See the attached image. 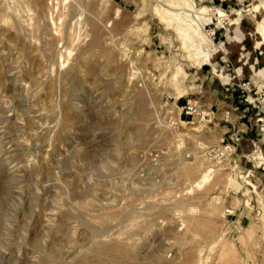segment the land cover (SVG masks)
<instances>
[{
	"label": "rangeland",
	"instance_id": "1",
	"mask_svg": "<svg viewBox=\"0 0 264 264\" xmlns=\"http://www.w3.org/2000/svg\"><path fill=\"white\" fill-rule=\"evenodd\" d=\"M165 1L0 0V264H264V168L202 94L264 45V0L181 2L209 66Z\"/></svg>",
	"mask_w": 264,
	"mask_h": 264
},
{
	"label": "crops",
	"instance_id": "2",
	"mask_svg": "<svg viewBox=\"0 0 264 264\" xmlns=\"http://www.w3.org/2000/svg\"><path fill=\"white\" fill-rule=\"evenodd\" d=\"M259 43L256 41V44ZM227 81L228 85H225L227 82L218 80L215 83L209 80L206 82L202 89L206 112L207 115L215 114L217 123L221 124L223 120L226 122L222 126V138L235 141L237 155L244 156L249 160L248 166H253L251 160L258 151L264 159V97L260 99L263 104L258 102L259 106L255 101L249 103L244 100L245 93L239 84L248 83L251 91L247 100L249 97L258 100L264 95V45L249 46L248 55L235 57L233 70L228 73ZM255 94L257 96L253 97ZM228 113H231L230 121L225 119ZM261 117L262 122L259 121ZM253 169L251 171L258 176L259 171Z\"/></svg>",
	"mask_w": 264,
	"mask_h": 264
},
{
	"label": "bare ground",
	"instance_id": "3",
	"mask_svg": "<svg viewBox=\"0 0 264 264\" xmlns=\"http://www.w3.org/2000/svg\"><path fill=\"white\" fill-rule=\"evenodd\" d=\"M182 1L183 0H166L164 4L167 5L168 8L164 9L162 19L170 17V20H164V22L166 25H173V23H175L174 29L183 40V46L189 50H193L191 54L189 53V57L192 56V60L194 58V64L197 63L201 65L209 61L212 52L217 51L213 46L212 40L203 33L204 31H201L202 27L199 24L200 14H204L206 9L202 8L200 10H195L193 7L194 4H190L186 1L185 5L182 6ZM217 13L219 18L226 17V14L222 10H218ZM197 112L201 114L206 113L203 108L200 109V107L197 108Z\"/></svg>",
	"mask_w": 264,
	"mask_h": 264
},
{
	"label": "built area",
	"instance_id": "4",
	"mask_svg": "<svg viewBox=\"0 0 264 264\" xmlns=\"http://www.w3.org/2000/svg\"><path fill=\"white\" fill-rule=\"evenodd\" d=\"M205 31H206L207 35H211L212 38H213V36L215 34L214 28L205 29ZM239 85H240L241 90L245 93L244 100L248 101L249 103L254 102L255 101L254 98L252 100H247L248 95H249V93L251 91V89L248 87V83L242 82ZM198 107H199V102H198L197 99L188 98V99H186L185 104L181 107V112H183L186 115L192 116L195 113H197V108ZM259 121L262 122V117L259 118ZM261 129H263V128H261ZM235 146H236V143L233 144L232 148H230L229 145H225L223 147L222 151L221 150L218 151L216 153V155L219 156V157H224L225 154H228V155L232 154V152L235 150ZM254 151L256 152V148H255ZM252 158H253L254 164L256 165V168H258L260 166H261V168H264V161L263 162L259 161L260 159H263V155L262 154H260V156H259V151ZM246 175L248 176L247 172H246Z\"/></svg>",
	"mask_w": 264,
	"mask_h": 264
}]
</instances>
